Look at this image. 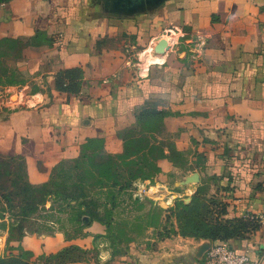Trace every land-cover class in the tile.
<instances>
[{
  "label": "crops",
  "instance_id": "obj_1",
  "mask_svg": "<svg viewBox=\"0 0 264 264\" xmlns=\"http://www.w3.org/2000/svg\"><path fill=\"white\" fill-rule=\"evenodd\" d=\"M144 101L180 153L164 145L135 194L170 207L204 189L253 222L225 241L264 263V0L0 1V153H116ZM215 241L171 232L135 264H205Z\"/></svg>",
  "mask_w": 264,
  "mask_h": 264
},
{
  "label": "rangeland",
  "instance_id": "obj_2",
  "mask_svg": "<svg viewBox=\"0 0 264 264\" xmlns=\"http://www.w3.org/2000/svg\"><path fill=\"white\" fill-rule=\"evenodd\" d=\"M6 77L11 79L15 75ZM155 128L154 123L137 124V132L134 128L126 138L124 150L117 154L97 147L84 149V153L71 160L53 156L46 150L30 157L16 148L0 153L3 161L13 165L10 177L18 174L20 185L26 182L38 189H44L45 182L50 183L51 170L61 160L78 163L79 172L70 181L83 184L84 194H80L79 200L95 198L99 217L86 225L85 214L76 210L74 202L61 194H42L41 190L38 191L41 202L33 210H24L21 200L16 198L11 202L15 204L13 210L0 202L5 209L0 218V256L21 253L32 264H55L49 253L74 243L85 250L80 252L76 264H135V252L149 253L156 248L165 233L177 229L176 218L168 212L170 207L155 203L146 194H135L132 177L138 173L151 182L158 172L157 160L170 133L166 132L165 123ZM0 182L6 185L4 175L0 176ZM59 188L62 194L79 193L77 188L64 184ZM203 192L206 191L202 189L200 195L207 197Z\"/></svg>",
  "mask_w": 264,
  "mask_h": 264
},
{
  "label": "trees",
  "instance_id": "obj_3",
  "mask_svg": "<svg viewBox=\"0 0 264 264\" xmlns=\"http://www.w3.org/2000/svg\"><path fill=\"white\" fill-rule=\"evenodd\" d=\"M2 1V0H0ZM75 70L65 71V75H74ZM60 88L69 87V85L64 83L63 75L59 76L56 81ZM169 111L165 109H160L156 107L154 103L144 101L138 105L135 109L136 120L133 124L128 125L120 130L119 135L122 139V149L124 150L126 138L130 135L135 128V133L137 132V124L142 123H154L156 125L155 130L159 125L163 126L164 116L167 115ZM135 124V125H134ZM158 125V126H157ZM154 130V129H150ZM167 132V131H166ZM102 141L98 139H91L84 144V149H89L91 147H97L100 150L107 152L102 147ZM169 149L174 153L179 154L180 151L177 150L175 144L172 140L167 139L164 142ZM164 145L162 148L161 156L164 155ZM84 149L80 154L84 153ZM109 153V152H107ZM79 154V155H80ZM117 154V152H116ZM77 157V156H76ZM159 157V158H160ZM71 160V159H70ZM70 160H61L58 164L52 168L50 173V183L45 182L42 186L44 189H38L36 186H30L28 183L23 182L25 185H20L18 174L10 177L13 174L11 170L13 165L7 164L0 157V176L5 177L6 185L0 182V202L8 205L11 210L15 207L14 203H11L14 198L21 200L24 210H33L36 208L37 203L41 201L38 199V191L41 190L42 194L54 193L56 195H63V197L68 198L70 201L74 202L76 210L85 214L84 224L89 225L94 219H99L97 208H95L96 201L95 198L90 197V199L79 200L80 194H84L83 184L80 185L77 182H71L70 179L78 174L79 165L76 162H71ZM158 165V164H157ZM8 166V167H7ZM4 167V168H3ZM159 170V166H158ZM59 179H58V178ZM133 179L144 178L140 174H132ZM58 180H61L59 182ZM69 182H68V181ZM80 180V177L77 178ZM61 184L65 186L77 188L79 193H63L59 188ZM11 186V187H10ZM6 191V193L4 192ZM82 192H81V191ZM202 189L198 188L191 195L188 201L182 198L175 199L172 206H170L168 212L172 213L177 221V229L172 230V233L179 232L183 235H193L196 237H206L216 240L214 243L221 242L231 236L237 235L242 232V230L253 222L249 219H244L243 217H227L225 214L227 212L226 201L216 198L213 195H200ZM204 193V192H203ZM205 194V193H204ZM112 203V202H111ZM86 207L82 210L81 208ZM4 211L0 207V218H3ZM107 227L109 225L108 221L104 222ZM171 233V232H170ZM169 233V234H170ZM165 233V235H169ZM85 250L79 245L71 243L63 246L59 250L53 253H49L48 257L54 259L55 264H76L81 258V253ZM0 264H32L25 256L21 253L19 254H8L0 256Z\"/></svg>",
  "mask_w": 264,
  "mask_h": 264
},
{
  "label": "built area",
  "instance_id": "obj_4",
  "mask_svg": "<svg viewBox=\"0 0 264 264\" xmlns=\"http://www.w3.org/2000/svg\"><path fill=\"white\" fill-rule=\"evenodd\" d=\"M168 41V36H165ZM205 264H264L261 258H252L245 251H238L227 241L212 243L204 255Z\"/></svg>",
  "mask_w": 264,
  "mask_h": 264
},
{
  "label": "water",
  "instance_id": "obj_5",
  "mask_svg": "<svg viewBox=\"0 0 264 264\" xmlns=\"http://www.w3.org/2000/svg\"><path fill=\"white\" fill-rule=\"evenodd\" d=\"M168 47L169 42L165 36L159 37L153 44V50L159 53H164Z\"/></svg>",
  "mask_w": 264,
  "mask_h": 264
},
{
  "label": "bare ground",
  "instance_id": "obj_6",
  "mask_svg": "<svg viewBox=\"0 0 264 264\" xmlns=\"http://www.w3.org/2000/svg\"><path fill=\"white\" fill-rule=\"evenodd\" d=\"M169 42V41H168ZM152 53V52H151ZM156 54H159V55H161V54H164V53H159V52H156ZM158 55V56H159ZM160 57V56H159ZM155 59H157V58H154L152 55H150V57H149V61H154ZM160 60V59H159Z\"/></svg>",
  "mask_w": 264,
  "mask_h": 264
}]
</instances>
